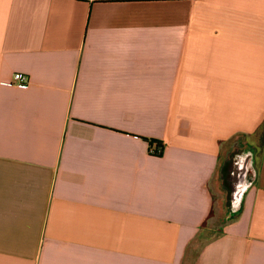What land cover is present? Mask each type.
Here are the masks:
<instances>
[{
    "label": "crops",
    "instance_id": "1",
    "mask_svg": "<svg viewBox=\"0 0 264 264\" xmlns=\"http://www.w3.org/2000/svg\"><path fill=\"white\" fill-rule=\"evenodd\" d=\"M0 264H264V0H0Z\"/></svg>",
    "mask_w": 264,
    "mask_h": 264
},
{
    "label": "rangeland",
    "instance_id": "2",
    "mask_svg": "<svg viewBox=\"0 0 264 264\" xmlns=\"http://www.w3.org/2000/svg\"><path fill=\"white\" fill-rule=\"evenodd\" d=\"M231 144H227L223 149V169L220 175L219 184L216 186L215 194V208L210 219V225L215 230L218 227L230 220V211L232 209V183H231V174L234 164L238 160V155L234 150L236 147H231ZM230 154V156H228ZM227 157H229L227 159ZM251 166H249L250 168ZM251 169V168H250ZM215 233V231H213Z\"/></svg>",
    "mask_w": 264,
    "mask_h": 264
},
{
    "label": "built area",
    "instance_id": "3",
    "mask_svg": "<svg viewBox=\"0 0 264 264\" xmlns=\"http://www.w3.org/2000/svg\"><path fill=\"white\" fill-rule=\"evenodd\" d=\"M87 1L95 2V1H134V0H87ZM6 84L25 88L30 84V77L29 75L23 72H15L13 75V79L10 82H6ZM150 151L152 154L160 155L163 153V146L153 143L150 148Z\"/></svg>",
    "mask_w": 264,
    "mask_h": 264
},
{
    "label": "bare ground",
    "instance_id": "4",
    "mask_svg": "<svg viewBox=\"0 0 264 264\" xmlns=\"http://www.w3.org/2000/svg\"><path fill=\"white\" fill-rule=\"evenodd\" d=\"M238 161H239V164H238V162H236L235 164L237 165V167L239 169L238 170L239 174L245 175L247 169L249 168V161L247 160L246 157H243L242 159L240 158ZM235 164H234V166H235ZM235 172H236V170H235ZM242 190H243V184L235 187V190L232 194V203L233 204L236 205L238 203V200H239V197H240Z\"/></svg>",
    "mask_w": 264,
    "mask_h": 264
},
{
    "label": "flooded vegetation",
    "instance_id": "5",
    "mask_svg": "<svg viewBox=\"0 0 264 264\" xmlns=\"http://www.w3.org/2000/svg\"><path fill=\"white\" fill-rule=\"evenodd\" d=\"M239 159H240V157L238 158V160ZM238 160H237V162L239 164V161ZM235 170H236V172H235ZM238 170L239 169H238L237 165L235 164V166H233V168H232V174H231V177H232L231 178V183H232L233 192H234L236 186L243 184L242 178H243L244 174H242V175L239 174V171ZM233 192H232V194H233Z\"/></svg>",
    "mask_w": 264,
    "mask_h": 264
},
{
    "label": "trees",
    "instance_id": "6",
    "mask_svg": "<svg viewBox=\"0 0 264 264\" xmlns=\"http://www.w3.org/2000/svg\"><path fill=\"white\" fill-rule=\"evenodd\" d=\"M154 142V141H153ZM154 143H156V144H158V145H161L162 146V144L159 142V141H155Z\"/></svg>",
    "mask_w": 264,
    "mask_h": 264
}]
</instances>
